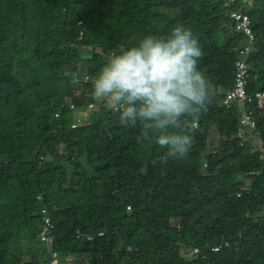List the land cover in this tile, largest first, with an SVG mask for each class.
I'll return each mask as SVG.
<instances>
[{"label":"trees","instance_id":"obj_1","mask_svg":"<svg viewBox=\"0 0 264 264\" xmlns=\"http://www.w3.org/2000/svg\"><path fill=\"white\" fill-rule=\"evenodd\" d=\"M225 3L0 0V264H51L54 251L60 264H264V100L246 103L253 130L239 100L223 103L246 42ZM232 7L251 16L254 94L264 90V0ZM177 24L198 36L212 89L181 159L138 142L139 126H123L90 84L112 52ZM82 47L91 54L80 67ZM91 101L93 117L72 127L70 103ZM43 206L51 244L39 237Z\"/></svg>","mask_w":264,"mask_h":264},{"label":"clouds","instance_id":"obj_2","mask_svg":"<svg viewBox=\"0 0 264 264\" xmlns=\"http://www.w3.org/2000/svg\"><path fill=\"white\" fill-rule=\"evenodd\" d=\"M201 56L198 36L184 24L144 34L107 57L91 81L92 96L109 101L123 126H139L138 142L184 158L212 90L199 67Z\"/></svg>","mask_w":264,"mask_h":264},{"label":"built area","instance_id":"obj_3","mask_svg":"<svg viewBox=\"0 0 264 264\" xmlns=\"http://www.w3.org/2000/svg\"><path fill=\"white\" fill-rule=\"evenodd\" d=\"M237 0H226V6L228 7V15L233 22L234 29L238 33H243L246 37L245 44L239 49L238 51V59L235 62V77H234V83L233 86L227 90L225 97L223 99V103L230 105L232 101L239 100L242 103L243 106V112L241 114L240 123L241 126H245L248 129H255L257 127V121L254 117L253 111L246 106L247 102L253 101L255 98L260 99L261 101L264 100V90L257 91L256 93L252 94L249 93L247 90V85L249 82V55L254 47V44L256 42V36L253 30L252 26V20L251 16L235 7H232V4H234ZM244 3L247 2V0H243ZM114 53V52H112ZM111 53V54H112ZM87 82L89 78L86 76L84 79ZM80 81L79 78H75L74 80ZM90 82V81H89ZM62 107L64 104L61 105ZM97 107V103L94 101L89 102L85 106V110H91ZM70 108L75 112L79 107L76 106L74 102L70 103ZM57 116L60 115L59 112L56 113ZM82 120L77 119L72 124V127H76L77 125L81 124ZM242 132V130H240ZM206 165V164H205ZM41 198V195L38 196ZM130 208V206H128ZM42 213H43V227L39 232V237L41 240H44L48 242V244H51L53 242V237L50 235V230L53 227L52 218L48 212V208L46 206L42 207ZM104 231H100L98 233L99 236L103 235ZM89 240H92L94 238V235L91 234H85ZM229 241H225L222 244L215 245L213 247V250H220L223 246L229 245ZM131 246H128V249H130ZM194 251H198V249H194ZM52 259L51 264H60L64 261H66V258L61 257L60 254L56 251L52 253Z\"/></svg>","mask_w":264,"mask_h":264},{"label":"rangeland","instance_id":"obj_4","mask_svg":"<svg viewBox=\"0 0 264 264\" xmlns=\"http://www.w3.org/2000/svg\"><path fill=\"white\" fill-rule=\"evenodd\" d=\"M251 1V0H250ZM91 54V51L89 48L87 47H82L81 49V65L80 67H83L84 66V63H85V60L87 59V57H89ZM88 82V81H87ZM89 83H87L88 85ZM91 84V83H90ZM83 89H85V87H81ZM87 88V87H86ZM82 89V90H83ZM100 102V100H99ZM107 103H110L109 101H107ZM98 107L99 105H97V107L94 109H91V110H88L86 111L84 108H78L75 112H74V115H75V120L77 119H80V120H84V119H87V121L93 117L94 115V112L98 110ZM210 141H211V145L215 146V145H219L220 143V138H219V133H218V130L216 129L215 126H213L211 129H210ZM252 140H255V143L257 144V141L258 143L261 145L262 144V141H261V138L260 136H257V135H254L252 134V137L250 138ZM259 145V146H260Z\"/></svg>","mask_w":264,"mask_h":264}]
</instances>
